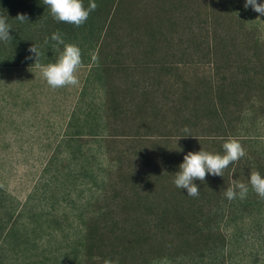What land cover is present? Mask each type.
<instances>
[{
    "label": "rangeland",
    "instance_id": "1",
    "mask_svg": "<svg viewBox=\"0 0 264 264\" xmlns=\"http://www.w3.org/2000/svg\"><path fill=\"white\" fill-rule=\"evenodd\" d=\"M95 3L61 45L48 6L25 23L0 11L13 37L0 41V264H264V199L249 183L264 177V16L246 0ZM67 44L79 84L53 89L28 49L46 66ZM24 126L34 144H10ZM230 139L247 154L223 177L194 181L195 198L175 186L188 152L223 155ZM232 180L245 199L226 198ZM143 230L156 253H140ZM195 234L203 257L184 252Z\"/></svg>",
    "mask_w": 264,
    "mask_h": 264
},
{
    "label": "clouds",
    "instance_id": "2",
    "mask_svg": "<svg viewBox=\"0 0 264 264\" xmlns=\"http://www.w3.org/2000/svg\"><path fill=\"white\" fill-rule=\"evenodd\" d=\"M51 11L52 17L58 21L73 24L80 27L86 23L91 12L95 11L97 4L95 0H89V6L84 7L83 0H43ZM251 7L253 11L264 16V3H258V0H246L244 7ZM16 20L25 23L28 21L26 14H18ZM11 27L3 16H0V41L11 42L13 37L10 35ZM58 45L64 44L59 32L51 36ZM30 53L35 54L34 67L40 68L42 77L46 83L53 89L64 88L67 86H76L79 79L76 73L83 66L81 50L79 47L67 44L59 59L55 63H49L44 66L39 63L40 53L35 45L28 49ZM29 56L27 59H32ZM188 129L185 128V132ZM224 153L211 154L203 150L193 153L188 152L184 156V162L179 166V171L175 174L174 184L179 189H186L188 196L197 197L199 187L194 181L205 182L206 175L223 177L224 170L230 164L238 162L246 156V151L242 144L236 139H230L223 144ZM249 183L254 192L264 199V177L259 172L253 171L250 174ZM232 185L225 190L226 198L231 201L239 197L245 199L248 193V186L238 180H232ZM238 189L239 191L237 192ZM104 264H114L112 260H105ZM118 264V262H115Z\"/></svg>",
    "mask_w": 264,
    "mask_h": 264
},
{
    "label": "trees",
    "instance_id": "3",
    "mask_svg": "<svg viewBox=\"0 0 264 264\" xmlns=\"http://www.w3.org/2000/svg\"><path fill=\"white\" fill-rule=\"evenodd\" d=\"M17 0H0V11H2V15L4 14H12L14 12H20L21 14H27L31 13L35 10H42L44 8V3L43 0H18L19 3L16 4L14 3ZM47 6V5H46ZM45 6V7H46ZM45 11V10H44ZM0 13V14H1ZM52 22L55 25L56 32H59L60 34L65 35V33L70 34L71 30L75 28V25L73 24H68V23H63V22H58L54 18H52ZM71 35V34H70ZM146 178V177H145ZM165 216V213H164ZM195 224H191L186 227V231L190 230L191 228H194ZM197 227V226H196ZM195 227V228H196ZM196 230V229H195ZM197 231V230H196ZM197 233V232H195ZM203 233L202 231H198V234ZM154 233H151V231L148 230H143L142 232L138 231L136 239L137 242L139 243V251L141 254L149 253V254H154L156 253V247H154V242L150 244L151 248L146 251L147 245L145 243L151 242V239L154 241L155 237L152 235ZM198 234H195L196 238L194 239V242L189 241V239L185 238V246L184 247V252H186L187 256H190L191 253L198 254L200 257L205 256V253L207 251V247H204L202 245V239L199 237ZM153 236V238H152ZM148 237L151 239L145 240ZM89 247L92 249V244L89 243L87 244L86 248ZM112 251L114 253H119V256L127 254L126 252L128 251L127 247H118V246H113ZM147 253V254H148Z\"/></svg>",
    "mask_w": 264,
    "mask_h": 264
},
{
    "label": "crops",
    "instance_id": "4",
    "mask_svg": "<svg viewBox=\"0 0 264 264\" xmlns=\"http://www.w3.org/2000/svg\"><path fill=\"white\" fill-rule=\"evenodd\" d=\"M42 130V132L39 134L40 137L39 139L43 140L44 139V134H43V129H37V131ZM33 131H36L33 127L30 126H24L21 127L19 129H11L10 131H8V133L11 135L10 137H8L7 139H10L11 142L10 144L13 145H29V144H34L32 143V141L29 140H33L34 138H36L33 134H31ZM66 133V127L64 130V134ZM25 140V141H22ZM59 143V142H58ZM40 145H49L51 144L50 142H47L45 144V142H40L38 143ZM55 144H57V142H55Z\"/></svg>",
    "mask_w": 264,
    "mask_h": 264
}]
</instances>
